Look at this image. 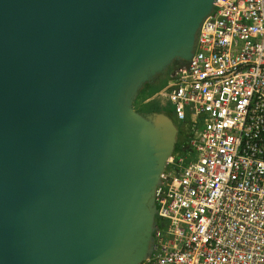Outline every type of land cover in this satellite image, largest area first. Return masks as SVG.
I'll list each match as a JSON object with an SVG mask.
<instances>
[{"label":"water","instance_id":"95a60500","mask_svg":"<svg viewBox=\"0 0 264 264\" xmlns=\"http://www.w3.org/2000/svg\"><path fill=\"white\" fill-rule=\"evenodd\" d=\"M217 0H0V264H142L180 139L133 108Z\"/></svg>","mask_w":264,"mask_h":264},{"label":"built area","instance_id":"2783aa9c","mask_svg":"<svg viewBox=\"0 0 264 264\" xmlns=\"http://www.w3.org/2000/svg\"><path fill=\"white\" fill-rule=\"evenodd\" d=\"M187 127L142 264H264V0H217L161 91Z\"/></svg>","mask_w":264,"mask_h":264},{"label":"trees","instance_id":"16d2710c","mask_svg":"<svg viewBox=\"0 0 264 264\" xmlns=\"http://www.w3.org/2000/svg\"><path fill=\"white\" fill-rule=\"evenodd\" d=\"M166 85V78L161 81L157 87H151L149 83L144 84L138 92L137 98L133 103V108L141 114H150L161 110H167L172 114V106L168 101L166 95L161 91ZM181 127V126H180ZM182 135V134H181ZM182 150V146L178 143L173 155ZM157 227L161 226L160 222L156 219Z\"/></svg>","mask_w":264,"mask_h":264},{"label":"flooded vegetation","instance_id":"af4514ba","mask_svg":"<svg viewBox=\"0 0 264 264\" xmlns=\"http://www.w3.org/2000/svg\"><path fill=\"white\" fill-rule=\"evenodd\" d=\"M178 63L177 62H174L169 68L168 70L162 74V75H159V76H156V77H152L150 80H149V84L151 87H157L161 81H163L166 77H167V74L168 72L174 67L176 66ZM186 142V139L182 137V135H180V139H179V143L182 145V144H185ZM187 150L184 149L182 152H186Z\"/></svg>","mask_w":264,"mask_h":264},{"label":"rangeland","instance_id":"374dc122","mask_svg":"<svg viewBox=\"0 0 264 264\" xmlns=\"http://www.w3.org/2000/svg\"><path fill=\"white\" fill-rule=\"evenodd\" d=\"M188 128L187 127H185V126H181L180 127V134H183V133H187V130ZM177 155H179V156H185L186 158H185V162H187L188 161V157H190V153H185V152H177L176 153Z\"/></svg>","mask_w":264,"mask_h":264}]
</instances>
